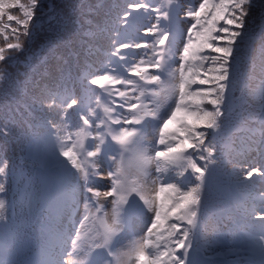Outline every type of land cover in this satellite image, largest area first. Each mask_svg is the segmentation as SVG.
<instances>
[{
  "label": "snow or ice",
  "instance_id": "1",
  "mask_svg": "<svg viewBox=\"0 0 264 264\" xmlns=\"http://www.w3.org/2000/svg\"><path fill=\"white\" fill-rule=\"evenodd\" d=\"M0 36V83L19 64L0 123L16 157L0 158V264H264V169L223 150L264 152V0H0ZM101 36L110 67L81 76L74 64ZM221 172L248 189L230 241L214 211ZM39 185L49 219L33 225L45 243L28 258L15 207L26 222Z\"/></svg>",
  "mask_w": 264,
  "mask_h": 264
},
{
  "label": "trees",
  "instance_id": "2",
  "mask_svg": "<svg viewBox=\"0 0 264 264\" xmlns=\"http://www.w3.org/2000/svg\"><path fill=\"white\" fill-rule=\"evenodd\" d=\"M51 2V0H43V3L45 5L49 4ZM60 2H63V0H60ZM109 2L113 5L119 3L121 5H123L126 0H109ZM154 3H160L163 5L164 1L163 0H153ZM13 12L17 15H19V12L17 10H13ZM37 16L39 17V19L36 20V23L39 27H41L42 29H44V32H41L40 36L42 37L44 35L45 32L48 31V15H47V9L46 8H41L38 13ZM148 23L147 20L141 21V24L146 25ZM34 35H36L34 33ZM40 37H37V41L39 42ZM5 43L4 39L2 36H0V45H3ZM108 45V41L105 37L101 36L98 38L97 40V48L93 50L92 53H85L83 55H81V58L79 60L78 63L74 64V68H79L80 70L82 69H98V70H104L106 68L110 67L111 62L108 60L107 55H106V51H104L105 48H107ZM254 48H258L259 44L257 43L256 45L252 46ZM140 52L142 51L141 49L139 50ZM253 55H255V52H253ZM106 60L104 63H101L102 61ZM17 63V62H16ZM10 71V75L12 76L13 79L9 80V82L7 83H0V123L3 122H7L8 120L12 119V113L9 112L6 107H5V97L12 91H16V83H15V76L17 73V69L14 67H10L9 69ZM257 77H258V72L256 73ZM258 79V78H257ZM256 85L259 82H255ZM193 87H196L195 85ZM71 111V110H69ZM239 143H243L246 138H247V132L243 133L241 131V133L238 134L237 137H235ZM230 145V144H229ZM224 150V154H225V158L226 159H233L236 160L237 163V167L238 169H243L245 171L250 170V168L254 167V168H259V169H264V152H259V151H253V150H249L246 154L244 152H236L232 150V146L231 148L229 147H223ZM3 157H8L11 158L13 160L16 159V157L14 156L12 150L10 147H8L7 149L4 146V143L2 140H0V158ZM43 188V185H42ZM38 191H39V195L37 198V201L33 207V211L31 216L28 218V220L25 222L24 219L21 217L20 215V210L18 207H15V220L16 223L20 222L23 226V231L24 234L27 236L28 239V250L27 252L31 249V247L33 246V242H40L41 240H43L45 237L43 234H41V232L39 231V229H34L33 225L37 224V223H42L45 222L49 219V209L46 207L45 204V199L46 194L44 193V189H41V187L38 186ZM15 193H16V189L15 187H12L9 189V192L7 194V196L5 197V203L6 206H8L9 211L12 212L13 210V206L16 205V199L15 197ZM168 194H162V198L163 199H167ZM214 199H215V208L214 211L217 212L218 210H220L221 208H223L226 204L224 203V195L223 194H217L214 192ZM219 212V216L216 215V223L220 224V231L223 232L221 225H225L226 223H228V217L224 215H222ZM41 215H44L42 218H40ZM46 217V218H45ZM232 223L235 222V219L233 218L231 220ZM229 224V223H228ZM86 227H88L86 225ZM224 231L228 230L227 227L223 228ZM1 241V239H0ZM1 245V243H0Z\"/></svg>",
  "mask_w": 264,
  "mask_h": 264
},
{
  "label": "rangeland",
  "instance_id": "3",
  "mask_svg": "<svg viewBox=\"0 0 264 264\" xmlns=\"http://www.w3.org/2000/svg\"><path fill=\"white\" fill-rule=\"evenodd\" d=\"M167 2V0H165ZM179 24V27H181V31L180 33L178 34L177 38H178V41H177V44L179 45L181 43V41L185 40L184 38V32H183V29H184V26L185 24L184 23H178ZM145 51V50H144ZM143 53V52H142ZM106 55H107V52H106ZM106 60L102 61L101 63H104ZM22 62V61H21ZM11 67H14L16 69H18L19 67V64L16 63V62H13ZM77 68V67H76ZM91 71L93 73H97V72H100L101 70H98L97 68L96 69H93L90 70V69H82L80 70V73H81V76H84V75H87L88 72ZM255 82H259V79H256L254 81H252V85L255 86L256 83ZM117 87H120V88H123V86H117ZM101 90L100 89H97V92L99 93ZM187 121L191 124V123H195V117L194 116H189L187 117ZM176 125H170V129H173L175 128ZM243 133L246 132V130H243L242 131ZM228 145V144H226ZM226 145H224L223 147L225 148ZM233 165L232 164H228L227 165V171L230 172L231 169H232ZM254 179H257V177L254 175ZM42 186V185H39V187ZM256 187L258 189H262L264 190V186L260 185V184H257ZM245 191H248V189L246 188H237V186L233 183V181L231 180V178L225 173V172H221L218 177H217V181H216V185H215V188H214V192L217 193V194H223L224 195V203L226 204L223 208H221L220 210V213L222 215L227 216L228 217V223H226L225 225H227V231H223V233H225V236H226V241H230V236H228L227 234L236 230L238 225L237 226H233V223L231 222V220L233 218L236 217V207H237V195L238 193L240 192H245ZM45 193V192H44ZM45 204H46V207L49 209L48 207V203H47V198L45 199ZM50 210V209H49ZM215 212V214L217 216H219V212ZM82 213H83V210L81 208V212L80 214H74V217L73 219L76 220L77 217H82ZM44 215H41L40 218H42ZM46 218V217H45ZM18 224H21L20 222H18ZM165 227H167V224L164 225ZM76 227H79V224H76ZM141 227H143V225H141ZM221 228L222 230H224V225H221ZM1 245H3V240L1 239L0 241ZM40 249L41 247L39 245H34L33 248L31 249L30 252H27V257L28 258H34L36 257L39 252H40ZM213 259V257H211Z\"/></svg>",
  "mask_w": 264,
  "mask_h": 264
}]
</instances>
